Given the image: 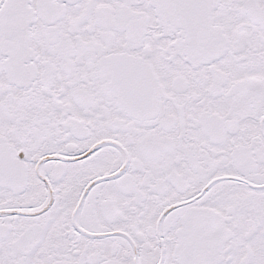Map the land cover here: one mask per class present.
Here are the masks:
<instances>
[{"label": "snow or ice", "instance_id": "1", "mask_svg": "<svg viewBox=\"0 0 264 264\" xmlns=\"http://www.w3.org/2000/svg\"><path fill=\"white\" fill-rule=\"evenodd\" d=\"M0 264H264V0H0Z\"/></svg>", "mask_w": 264, "mask_h": 264}]
</instances>
